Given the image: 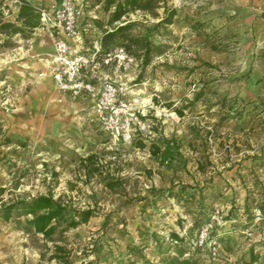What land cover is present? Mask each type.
<instances>
[{
	"label": "rangeland",
	"instance_id": "obj_1",
	"mask_svg": "<svg viewBox=\"0 0 264 264\" xmlns=\"http://www.w3.org/2000/svg\"><path fill=\"white\" fill-rule=\"evenodd\" d=\"M23 1L48 8L60 0H0V23L19 25ZM106 1L83 2L82 52L111 29ZM167 6L179 13L167 30H154L164 52L146 67L133 58L128 73L132 98L144 110L147 130L126 145L114 144L102 131L88 100L42 85L41 61L52 52L45 31L37 27L25 34L0 32V183L5 189L0 207L52 194L73 207L96 212L90 222L65 232L56 242L0 218V264L95 260L116 264L124 259L128 245L151 246L157 237L168 241L171 231L194 239L197 204L179 200L181 196L203 195L209 208L224 216L233 207L260 210L264 41L260 43L250 31L247 0H167ZM158 13L160 17L154 18L138 11L124 20L145 33L159 22L163 9ZM97 74L114 76V69L101 67ZM161 137L181 144L180 155L171 164L153 152V144L161 147ZM7 138L14 142L6 143ZM91 154L99 168L94 175L81 163ZM109 178L115 180L114 189L106 184ZM169 191L178 196H169ZM261 224L256 240H250L247 228L235 233L232 251L219 244L221 261L216 263L242 264L252 249L260 258L255 264H264ZM206 252L202 255L208 261ZM147 254L153 259L154 249Z\"/></svg>",
	"mask_w": 264,
	"mask_h": 264
},
{
	"label": "trees",
	"instance_id": "obj_2",
	"mask_svg": "<svg viewBox=\"0 0 264 264\" xmlns=\"http://www.w3.org/2000/svg\"><path fill=\"white\" fill-rule=\"evenodd\" d=\"M36 7L23 1L17 17L19 25L11 22L0 23V32L7 36L17 33L25 34L27 31L40 27V15ZM161 8L163 9V16L151 29H146L145 33L136 32V23H126L124 20L130 14L138 11L159 18L158 10ZM105 11L110 12L107 24L111 29L104 31L100 38V56L121 47L132 58L141 60L143 67L149 65L155 55L164 52V45L154 39V30L159 29V27L167 30V26L173 25L178 20L179 13L177 9L167 6V0H107ZM97 24L100 25L99 22ZM180 115L182 116L181 112ZM6 140L8 144L14 142L12 138ZM160 143L161 147L155 144L152 145L155 156L163 163L171 164L180 155V142L175 139L161 137ZM17 144L26 147L24 141H18ZM139 146L144 147L145 145L141 142ZM95 159L96 156L91 154L81 160L82 166L90 175H94L95 172L99 171L98 166L95 167L97 163ZM106 184L113 189L116 186L115 180L111 178ZM4 192L5 189L0 183V194ZM262 193L263 204L260 205V210L263 217L260 220L261 222L255 223L256 214L251 211L249 205H246L243 211L238 207H233L224 216L222 223L212 230L211 242H214L216 246L222 244L225 251H232L233 244L236 242L234 240L235 233H244L247 228L253 229L255 234L260 233L261 223L264 222V186ZM168 194L169 196H178L171 191ZM184 199L186 202L191 201L197 204L193 230L197 229L199 231L200 227L210 219L215 211L213 212L209 208L210 205L206 203L203 195H199L198 199L195 195H186L179 198V200ZM95 216L96 212L94 210L78 209L66 202L63 197L60 196L55 199L52 194L38 195L29 199H17L4 203L0 207V218L2 220L5 222L13 221L19 228H24L27 233L42 235L45 240L51 242L61 240L65 232L87 224ZM226 225L228 229L225 230ZM197 234L193 239L190 235L182 236L175 231H171L168 241L165 237H157L152 241L151 246L149 243L128 245L124 259L117 261L116 264H217L216 262H220L221 259L218 256L213 257L211 255L210 249L207 253L205 246H199ZM56 236H59V238H56ZM151 247L154 249L153 259H150L147 254ZM56 248L62 251L61 247ZM202 252L209 255L208 261L203 259ZM259 260L260 258L251 249L249 260H242V264H255ZM83 264H102V262L95 260Z\"/></svg>",
	"mask_w": 264,
	"mask_h": 264
},
{
	"label": "built area",
	"instance_id": "obj_3",
	"mask_svg": "<svg viewBox=\"0 0 264 264\" xmlns=\"http://www.w3.org/2000/svg\"><path fill=\"white\" fill-rule=\"evenodd\" d=\"M40 15V27L53 40L52 78L58 91L74 99L88 97L93 102L94 117L102 131L114 144H130L147 130L143 121L144 110L132 98L128 73L134 65L133 58L124 48L101 55L100 39L93 41L90 49L73 52L69 41H82L81 21L84 5L81 0H60L51 7H36ZM113 68L114 76L98 75L101 68ZM119 73V75H117ZM255 223L263 217L256 211ZM221 210L215 211L198 231L199 246L208 245L211 255H219L218 246L210 240L216 225L223 221ZM250 240H256L255 232L247 230Z\"/></svg>",
	"mask_w": 264,
	"mask_h": 264
},
{
	"label": "crops",
	"instance_id": "obj_4",
	"mask_svg": "<svg viewBox=\"0 0 264 264\" xmlns=\"http://www.w3.org/2000/svg\"><path fill=\"white\" fill-rule=\"evenodd\" d=\"M33 1H40V0H33ZM48 3H52L54 0H45ZM81 2H84V0H81ZM247 4L249 5L247 7L246 11V21L249 24L250 31L253 33L254 37L261 42L264 41V0H247ZM42 29L41 27H39ZM35 28V29H39ZM81 29V28H80ZM45 31L48 36L50 37L49 33ZM52 41V52L48 54L47 57L43 58L41 61V69H40V76L42 78V85L47 86V84H51L55 86V83L52 78V58L54 55V46H53V40L50 37ZM69 44L73 48V52H82L84 50L83 46V38L82 41H69ZM56 87V86H55ZM83 100H88L92 105V111L94 116V107L93 102L88 97L79 98Z\"/></svg>",
	"mask_w": 264,
	"mask_h": 264
}]
</instances>
